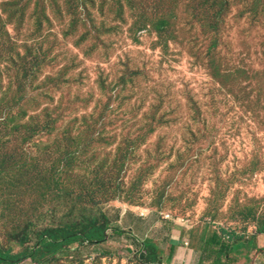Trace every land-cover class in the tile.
Returning <instances> with one entry per match:
<instances>
[{
    "label": "rangeland",
    "instance_id": "rangeland-1",
    "mask_svg": "<svg viewBox=\"0 0 264 264\" xmlns=\"http://www.w3.org/2000/svg\"><path fill=\"white\" fill-rule=\"evenodd\" d=\"M102 214L105 243L20 264H143L144 240L214 264L213 233L264 238V0H0V245Z\"/></svg>",
    "mask_w": 264,
    "mask_h": 264
},
{
    "label": "trees",
    "instance_id": "trees-1",
    "mask_svg": "<svg viewBox=\"0 0 264 264\" xmlns=\"http://www.w3.org/2000/svg\"><path fill=\"white\" fill-rule=\"evenodd\" d=\"M111 220L106 214L101 216L82 215L75 221L62 224H45V218L40 217L27 223L18 232L10 235L22 249L13 253L11 249H4L0 245V264H20L25 259L31 258L36 262H43L49 258L58 256L75 244L105 243L109 239ZM216 233L209 240H218ZM239 244H244L241 242ZM146 257L143 264H161L162 257L159 247L150 240L140 244ZM230 252V246L222 244L218 254ZM214 264H228L218 259Z\"/></svg>",
    "mask_w": 264,
    "mask_h": 264
},
{
    "label": "crops",
    "instance_id": "crops-1",
    "mask_svg": "<svg viewBox=\"0 0 264 264\" xmlns=\"http://www.w3.org/2000/svg\"><path fill=\"white\" fill-rule=\"evenodd\" d=\"M261 236L253 238L251 241L245 242L244 244H239L241 242H237L235 245H230V250H232L233 248L234 252L236 251V254H243L245 264H248L251 253H254L257 256L264 255V238H261ZM211 244L220 245V249L222 247V243L219 242V240H210L209 242H207L208 246H210ZM219 250L215 251V260H213V262L217 261L218 259H222V255L218 254ZM244 250H246L245 253H242ZM241 258L242 257H240L239 260H241Z\"/></svg>",
    "mask_w": 264,
    "mask_h": 264
},
{
    "label": "built area",
    "instance_id": "built-area-1",
    "mask_svg": "<svg viewBox=\"0 0 264 264\" xmlns=\"http://www.w3.org/2000/svg\"><path fill=\"white\" fill-rule=\"evenodd\" d=\"M144 215V214H143ZM143 215H141L143 217Z\"/></svg>",
    "mask_w": 264,
    "mask_h": 264
}]
</instances>
